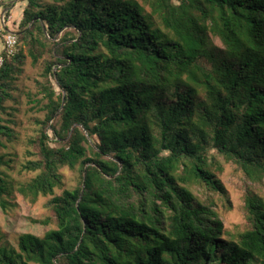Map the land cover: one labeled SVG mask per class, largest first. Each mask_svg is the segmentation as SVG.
<instances>
[{
  "label": "trees",
  "instance_id": "obj_1",
  "mask_svg": "<svg viewBox=\"0 0 264 264\" xmlns=\"http://www.w3.org/2000/svg\"><path fill=\"white\" fill-rule=\"evenodd\" d=\"M19 2L0 149L18 139L22 96L42 118L19 169L31 177L11 179L0 153V211L14 194L48 198L49 228L0 233V264H264V195L244 185L239 232L219 215L220 161L264 187V0ZM27 58L34 93L18 85ZM64 168L78 171L71 190Z\"/></svg>",
  "mask_w": 264,
  "mask_h": 264
},
{
  "label": "rangeland",
  "instance_id": "obj_2",
  "mask_svg": "<svg viewBox=\"0 0 264 264\" xmlns=\"http://www.w3.org/2000/svg\"><path fill=\"white\" fill-rule=\"evenodd\" d=\"M141 2L142 0H138ZM1 2H6V4H1L2 13H6L10 10V15L6 18L10 22H6L8 32L16 34L19 36L17 30V23L21 18L23 3L19 0H2ZM8 9V10H5ZM146 10H148L146 8ZM6 16V15H5ZM212 44L218 48H221L220 42L211 37ZM23 54H25V46L20 43ZM3 45L0 39V54L2 53ZM40 74V64L33 66L29 58L26 59L23 66V74L20 76L18 85H20L25 91L34 93V80L39 78ZM19 111L15 113L13 120L16 123V135L18 137L12 144H6V148H1L0 153L8 155L12 159L13 170L8 172L11 179L21 182L27 180L32 174H20V165L29 159L26 155L27 147L25 142L28 137L33 135L34 124L30 123V117L42 118L41 113H35L28 110V105L26 104V97L22 96L20 98V104L17 106ZM220 165L223 167V173L221 175V180L228 192V205L226 208L220 206L219 201H217L219 208V215L226 229L232 232H239L244 227L243 212L241 210L242 206V196L246 191L244 185L250 186L252 191L257 194L264 195V187L256 185L254 183L245 181L242 175L236 172L232 166L226 164L223 160L220 161ZM63 175V189L71 190L76 185V179L78 177V171H69L64 168L61 170ZM62 190L56 189V195L60 194ZM48 198H39L35 204H30L28 201L22 199L17 194H14L15 208L9 211L8 215L2 214L0 211V233H2L6 239L13 241V238L18 234L31 233L37 236H41L49 227L43 226L39 223L45 219L48 215L47 208ZM38 221V222H34Z\"/></svg>",
  "mask_w": 264,
  "mask_h": 264
},
{
  "label": "built area",
  "instance_id": "obj_3",
  "mask_svg": "<svg viewBox=\"0 0 264 264\" xmlns=\"http://www.w3.org/2000/svg\"><path fill=\"white\" fill-rule=\"evenodd\" d=\"M5 19H7L5 18V14L1 13L0 39L2 41L3 50L2 53L0 54V67L4 59L12 58L18 52V40L16 34L4 30Z\"/></svg>",
  "mask_w": 264,
  "mask_h": 264
},
{
  "label": "crops",
  "instance_id": "obj_4",
  "mask_svg": "<svg viewBox=\"0 0 264 264\" xmlns=\"http://www.w3.org/2000/svg\"><path fill=\"white\" fill-rule=\"evenodd\" d=\"M2 1V0H1ZM1 4H6V2H1ZM5 10H8V9H5Z\"/></svg>",
  "mask_w": 264,
  "mask_h": 264
}]
</instances>
